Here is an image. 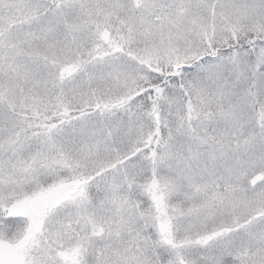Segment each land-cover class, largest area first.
<instances>
[{"label":"snow or ice","instance_id":"snow-or-ice-1","mask_svg":"<svg viewBox=\"0 0 264 264\" xmlns=\"http://www.w3.org/2000/svg\"><path fill=\"white\" fill-rule=\"evenodd\" d=\"M0 264H264V0H0Z\"/></svg>","mask_w":264,"mask_h":264}]
</instances>
